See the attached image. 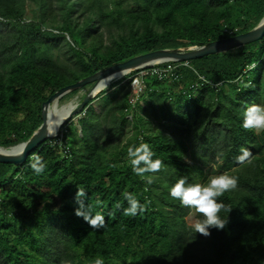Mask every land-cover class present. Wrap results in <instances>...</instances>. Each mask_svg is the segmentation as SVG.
Listing matches in <instances>:
<instances>
[{
  "label": "trees",
  "instance_id": "1",
  "mask_svg": "<svg viewBox=\"0 0 264 264\" xmlns=\"http://www.w3.org/2000/svg\"><path fill=\"white\" fill-rule=\"evenodd\" d=\"M263 16L264 0H0V147L26 142L62 88L139 55L249 32ZM188 64H173L177 78L145 77L135 104L130 79L23 165L0 163V264H264V132L242 127L247 106L264 104V38ZM140 143L161 171H132L127 148ZM242 147L252 156L240 164ZM33 155L46 165L39 175ZM224 172L238 177L220 198L232 211L205 237L186 220L202 217L169 189L180 177L205 183ZM78 188L104 228L75 215ZM126 193L146 211L124 216Z\"/></svg>",
  "mask_w": 264,
  "mask_h": 264
},
{
  "label": "clouds",
  "instance_id": "2",
  "mask_svg": "<svg viewBox=\"0 0 264 264\" xmlns=\"http://www.w3.org/2000/svg\"><path fill=\"white\" fill-rule=\"evenodd\" d=\"M242 127L246 131H254L257 134L264 132V104L252 103L247 106L243 112ZM49 133L55 134L51 128ZM240 152L241 154L236 157L237 163L250 162L252 156L250 149L242 147ZM127 156L132 171L140 177H144L146 173H157L164 168V162L161 159H153L154 153L147 143L129 146L127 148ZM30 160V167L33 171L37 175L43 173L46 165L42 158L38 155H33ZM152 182L151 178L147 180L149 184ZM237 187L238 177L224 172L210 176L205 183L189 182L187 177H180L170 187L169 194L172 199L178 200L182 207L195 210L202 217L195 220L192 228L195 233L208 237L211 235L210 229L223 230L226 228L228 219H223L220 213H230L232 207L225 205L220 201V198L226 192L234 191ZM86 195L82 188H78L76 193L78 207L75 209V215L83 218L93 230H100L105 227V218L99 212L93 214L92 206L84 203L83 198ZM125 199L128 202V207L123 209L124 216L135 217L146 211V204H141L132 193H126ZM119 207L120 205H117V208ZM61 264H71V262L61 260ZM93 264H105V262L103 258L96 257L93 260Z\"/></svg>",
  "mask_w": 264,
  "mask_h": 264
},
{
  "label": "water",
  "instance_id": "3",
  "mask_svg": "<svg viewBox=\"0 0 264 264\" xmlns=\"http://www.w3.org/2000/svg\"><path fill=\"white\" fill-rule=\"evenodd\" d=\"M263 38L264 16L258 25L249 32L223 40L209 42L203 46L163 49L139 55L125 62L101 70L92 76L76 82L75 84L62 88L42 105V124L26 142L9 148L0 147V163L21 166L25 163L28 155L40 148L45 142L60 138L62 136L63 128L80 115L84 111L85 107L100 93H96L99 84L103 80L110 78L115 74L127 73L126 75H128L141 68L152 67L154 65L165 63H185L202 59L204 57L224 54L240 49L248 44L261 41ZM88 86H90L89 92L86 94L82 102L78 106L73 105L72 110L69 111L59 122L56 133L50 134L48 126L49 109L54 103H59L60 99H62L65 95Z\"/></svg>",
  "mask_w": 264,
  "mask_h": 264
},
{
  "label": "rangeland",
  "instance_id": "4",
  "mask_svg": "<svg viewBox=\"0 0 264 264\" xmlns=\"http://www.w3.org/2000/svg\"><path fill=\"white\" fill-rule=\"evenodd\" d=\"M129 6L132 7L133 4H129ZM219 55H221V54H219ZM126 76H128V75H126ZM126 76H124V77H126ZM123 78H121V79H123ZM130 79L132 81L131 84L129 85L131 87L130 88L131 89L130 90L131 91L130 101L132 104H135L137 102L138 97H140V95L142 94V92L144 90V84L142 82V83L133 85V79H134V77H133V78H128L127 80L122 81V83L118 87L112 89L106 95L102 96L100 99H97V96H96L94 101L91 103V105L96 106V108H100L103 104H105V105L109 104L112 100H114V98L116 96H118L122 92V90L126 87L127 82ZM117 81H119V80H117ZM117 81L112 82L111 85ZM110 86H108L103 91L107 90ZM89 89H90V86L83 88L81 90L75 91L76 93L72 92V93L65 95L62 99H60L59 106L63 107V106L69 105V104H73L75 106H78L82 102V100L84 99L86 94L89 92ZM138 102L140 103V105H142V106L144 105V103L142 101H138ZM84 115H85V113H82L81 115H78V117H76L72 121V123L75 126H77V128H78L79 119ZM129 119H131V118L129 117ZM79 132H80V130H79ZM186 220H187L188 225L192 226L193 223L195 222V220H197V219L195 217V214L192 213L191 215H189L187 217Z\"/></svg>",
  "mask_w": 264,
  "mask_h": 264
},
{
  "label": "bare ground",
  "instance_id": "5",
  "mask_svg": "<svg viewBox=\"0 0 264 264\" xmlns=\"http://www.w3.org/2000/svg\"><path fill=\"white\" fill-rule=\"evenodd\" d=\"M127 73H118L110 78H107L103 80L97 90L96 93L101 92L102 90L106 89L109 85H111L112 82L120 80L123 78ZM73 104H69L67 106L60 107L59 103H54L53 106L49 109V118H48V126L49 129L51 128L54 133H56V130L58 128L59 122L63 119V117L72 110Z\"/></svg>",
  "mask_w": 264,
  "mask_h": 264
},
{
  "label": "built area",
  "instance_id": "6",
  "mask_svg": "<svg viewBox=\"0 0 264 264\" xmlns=\"http://www.w3.org/2000/svg\"><path fill=\"white\" fill-rule=\"evenodd\" d=\"M174 63H165V64H159V65H154L152 67H147V68H141L136 74V76L133 79V85L142 83L144 78L147 76H157L160 80L165 77H173L177 78V74L175 73V70L177 69V66L173 65ZM162 65H166V67H160ZM185 66H188V62L184 63Z\"/></svg>",
  "mask_w": 264,
  "mask_h": 264
}]
</instances>
